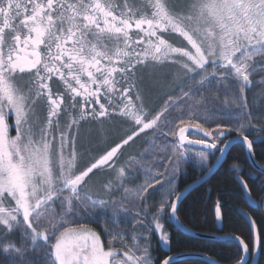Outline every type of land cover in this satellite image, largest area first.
Instances as JSON below:
<instances>
[{
    "label": "snow or ice",
    "instance_id": "1",
    "mask_svg": "<svg viewBox=\"0 0 264 264\" xmlns=\"http://www.w3.org/2000/svg\"><path fill=\"white\" fill-rule=\"evenodd\" d=\"M168 65L187 79L199 76L201 83L210 76L235 81L239 95L233 94L232 102L247 109L246 102L240 104L245 91L264 85V0H0V255L5 264H155L150 238L155 233L169 244L162 220L165 213L177 218L180 199L157 177L171 174L166 181L171 188L190 153L201 164L207 162L203 149L223 155L230 143L223 138L231 131L253 152L254 141L244 132L252 126L250 112L235 128L207 126L215 113L199 102L171 118L165 117L169 103L146 118L137 74ZM54 78L63 91L54 89ZM184 97L191 98L192 91ZM62 117L67 121L62 123ZM114 117L136 127L89 167L79 169L81 122L103 125ZM149 129L173 137L170 146L154 145L153 154L146 153L141 163L117 167L122 146ZM189 129L209 139L189 138ZM145 160L154 166L155 176L153 168L143 166ZM157 160L162 163L155 164ZM105 166L113 175L103 185L104 195L83 194L89 174ZM129 170L143 171L145 184L125 187ZM243 187L249 192L247 183ZM114 188L124 191L120 202L112 198ZM156 191L162 193L160 206L149 222L140 208L147 207ZM97 206H111L114 214L132 207L131 234L105 229V245L95 231H75L85 224L68 226L73 214ZM215 212L220 221L219 203ZM252 230L254 259L261 244L254 220ZM17 233L19 243L12 238ZM129 237L131 243L126 242ZM235 239L242 250L238 264H249V244ZM173 261L167 257L161 264Z\"/></svg>",
    "mask_w": 264,
    "mask_h": 264
},
{
    "label": "trees",
    "instance_id": "2",
    "mask_svg": "<svg viewBox=\"0 0 264 264\" xmlns=\"http://www.w3.org/2000/svg\"><path fill=\"white\" fill-rule=\"evenodd\" d=\"M145 73L146 72H144L143 75ZM169 73L164 75V80L153 76L151 81L155 78L159 79V82L162 81L159 86L156 87L155 84L152 86L150 83H146L144 86L143 82L147 81L145 80L146 75L144 78L142 77L139 79L141 91H143V103L146 107V118H153L157 113L161 112L165 108V105L169 102L172 104V107H170L168 112L165 113V117L168 118L179 115L181 109L187 111L188 105H195L199 102V104L206 107L209 112L215 113L214 116L209 118L207 126L215 129L217 124H228L235 128L239 123L240 118L242 116H246L250 112L252 126H246L244 132L248 134L249 139H254V137L259 136L258 142L253 145L252 153L254 160L264 168V128H262V126H264V103H261V107L257 110L251 106L247 109H242L239 104L232 102L233 94L239 95L233 81L219 82L218 77L213 78L210 76L208 80L201 83L199 76L195 79H187L180 74L171 77ZM225 83L228 84V87H225ZM189 90L192 91V97H184V93ZM201 93L202 98L199 95ZM243 103H245V101H240V104ZM120 120L121 119H111L109 120L110 122L112 121L111 123H103L108 130L102 131L104 133L107 132L106 135L104 134L102 137H116V143L113 145L123 140L119 132V128L123 125V121L121 122ZM162 122L164 121L162 120ZM131 132L132 131L130 129L125 136L130 135ZM149 134L152 138V135H157L156 133ZM237 135L236 131L227 133L228 138H232V136ZM102 137L97 136L94 144L96 145L101 143L103 139ZM145 138V135L139 136L138 138H136V136L134 137L131 144H135V151L133 155L128 154L129 156L139 158L140 153L145 148V146L142 145L143 139ZM222 146L223 143L218 144V147ZM125 149L126 147L123 148L121 155ZM210 153L212 154V157L209 160V168L218 157L219 151L212 150ZM185 166L186 167L184 168L183 173L179 176L175 185L176 194L190 186V184L199 180L201 175L205 172H200L196 166L191 163L186 164ZM240 181L243 182V184H248L249 196L255 202L253 207L249 205ZM157 198V195H151L148 197L146 202L149 204L148 211H146L147 217L151 218L159 208L160 205H157ZM263 200L264 175L259 174L252 169L250 163L248 162L245 148L240 144H236L229 150L228 155L223 162V166L218 169L209 180L191 191V193L184 198L178 208L176 216L177 220L190 232H195L201 235L205 234L213 237H241L249 244L248 262L250 263L252 259L251 245L253 231L249 222L245 218V215H248L249 218L255 221L256 229L261 237L258 264H264ZM217 203L220 204L222 213V219L220 221H217L216 219L215 210ZM79 213L81 215V221H79V223H83L92 231L99 233L104 243L109 240L105 229H107L108 232H130V226H124L121 229V227H118L115 223L114 218L107 217L108 214L105 212V214L95 213L93 217H91L90 214H87L84 210ZM165 216L166 217L163 219L164 230L170 234V242L167 245V248L165 249L161 244H159V241H157L154 234H152L149 241L151 256L155 261V264H161V262L167 257L179 256L183 254H198L204 257L206 256L219 264H238L242 252L238 244L234 241L226 240V242H219L207 239L202 240L194 237L192 238L183 232L181 233L174 229L173 224L168 218L169 213H166ZM120 221L125 222L126 220L124 221L123 219H120ZM69 222H71V217ZM12 238L16 240L17 243L20 242L19 233ZM0 264H5V258L2 255H0ZM173 264L207 263L194 258L184 259L183 261L174 262Z\"/></svg>",
    "mask_w": 264,
    "mask_h": 264
},
{
    "label": "rangeland",
    "instance_id": "3",
    "mask_svg": "<svg viewBox=\"0 0 264 264\" xmlns=\"http://www.w3.org/2000/svg\"><path fill=\"white\" fill-rule=\"evenodd\" d=\"M178 2L183 4L185 2V0H170V3H172V4H176ZM144 70H147V71H144ZM144 70L137 74V77L139 79H141L142 77L144 78V76L146 75L145 80H147V81L143 82L144 86L146 83L147 84L150 83V85L152 84V86H154V84H155V87L159 86V84L162 81L159 82V79H156V78H161L164 80V75L169 73V72H170L169 75L171 77H174L175 75L178 74L176 67L173 65L158 67L155 69L150 66L148 68H145ZM144 72H146V73L143 75ZM209 72H211V68H209ZM153 76H155L156 78L153 81H151L153 79ZM254 79L259 80L260 77L256 76V77H254ZM233 82H234V86H235L236 82L235 81H233ZM236 88H237L236 90L239 94V89H238V87H236ZM142 94H143V91H142ZM242 100L245 101L249 106H251L252 108L257 110L259 107H261L260 106L261 103H264V85L256 84L255 86L247 89L245 91V93L243 94L241 101ZM169 103H167V104H169ZM177 108H179V107H177ZM144 111L146 112L145 106H144ZM120 119H121L120 120L121 122L123 121V125L120 126L119 132L122 136V139H125L127 137V136H125V134L128 131H130V129L132 131V129L134 127H136V125H134L130 121H127V120L125 121L124 118H120ZM66 121H67V118L63 119L62 123L66 122ZM121 122H119V123H121ZM84 127L85 128L82 131H80V127H79L78 138H77V150L79 153L78 168L81 170L89 167L91 163H93L96 159H98L100 156H102L107 151H109L112 148V146L114 147L115 145L121 143V142H119V143L113 145L114 143H116L115 142L116 137H113V136L112 137H106V136L102 137V135H104V134L106 135V133H107V132L104 133L102 131L103 130L107 131L108 129L106 128V126L101 125L96 121H93L89 124H86V125H84ZM174 130H176V129H174ZM149 133H152V134L156 133L157 135L154 136L151 134L153 136V138H152V137H150ZM12 135H15V133L13 134V132H12ZM142 135L146 136V138L143 139V142H142V145L145 146V148H144V150H142V152L140 151L141 153L139 155V158L131 157L128 155V154L133 155L134 151H135L134 149L136 147L135 144H131V142L133 141V140H131L127 145H123L122 148L120 149V151L118 152L117 157L115 158L117 167H120V166L126 167L130 163L131 164H139V163H141L142 158L145 156L146 153L149 155V157L153 154L150 150L153 149L154 145L158 146L161 144H169V146H170L171 142L174 139L171 136H167V137L164 136L161 131L160 132L159 131H153L152 129H149V130H146L145 132L139 133V135H137L136 138H138L139 136H142ZM97 136L102 137L103 139H102L101 143L95 145L94 142H96ZM193 137L203 138L206 141L209 139L208 137H201V136L198 137L195 135H189V138H193ZM258 137H254V139H259ZM254 139H251V140L254 141ZM125 147H126V149L124 150L123 154L121 155V152L123 151V148H125ZM193 149H196V148H193ZM206 153H207V162L205 164H201L197 160V158L195 156V152L190 153V161L186 164H190V163L193 164L194 166H196V168L200 172L208 170V168H209L208 164H209L210 158L212 157V154L210 152H206ZM160 163H162V161H160V160L155 161V164H160ZM186 164L181 165L179 174L175 176L174 181H173V185L171 188H169L167 183H166V181L168 179H172L171 174H169L168 176H164V177H157V178H160L163 181H165V190L166 191H174L175 192V185L177 183V180L179 179V176L183 173V170L186 167L185 166ZM143 166L145 168H149V167L153 168L151 175H153V176L156 175V171H155L154 166L152 164H150L147 160L143 161ZM129 171H130V175L125 180V187H127L129 189H133V188H136V187H139V186H142L145 184V173L143 171H140V172H137L134 170H129ZM160 171L163 172L164 169L161 168ZM112 175H113V173L107 168V166L95 169L93 171V173H90L89 177L86 178L87 183L83 187L82 193L86 194V195H91L93 197L97 196V194L104 195L103 185L109 180V178ZM156 187L159 188L160 185H157ZM123 195H124L123 189H119V190H117L115 188L113 189L112 198L115 201L120 202ZM154 195L158 196L157 205H160V198H161L162 193L160 191H156L152 196H154ZM105 198H107V196H105ZM129 199L131 200L133 198L130 197ZM135 203L139 204L140 202L137 200V201H135ZM152 205H154V204H152ZM58 207H59V205H57V209H58ZM148 207H149V204L147 203V207L146 208H144V207L140 208V211L141 212L148 211ZM82 210L83 209H81V211ZM104 212L108 214V215L106 214L107 217L114 218L115 223L118 225V227H121V229L124 226H130V232L129 233L131 234V232H132V217L135 215V210L132 207H129L128 211H126V212L121 211L119 213L114 214L111 206H109L107 209H101L99 206H97L96 209H94L91 212H87V214H90V216L93 217L95 213L105 214ZM165 215H166V213L164 214L163 219L166 217ZM80 217H81L80 213L73 214L71 216V222H68V226L74 227L75 223L77 221L78 222L81 221ZM147 218H148L149 222H151V218L150 217H147ZM120 219H123L124 221L125 220L126 221L123 222V221H120ZM162 223H163V220H162ZM89 229L90 228L87 226L84 229H80L78 227H75V231H77V232L87 231ZM153 234L156 236L157 241H159V244H161L166 249L168 244L164 245L159 240L158 236L155 233H153ZM54 242H55V240L53 239L52 243H54ZM126 242L131 243V240L129 239ZM69 243H72L71 237H69ZM107 243H108V241L105 242V245H107Z\"/></svg>",
    "mask_w": 264,
    "mask_h": 264
},
{
    "label": "water",
    "instance_id": "4",
    "mask_svg": "<svg viewBox=\"0 0 264 264\" xmlns=\"http://www.w3.org/2000/svg\"><path fill=\"white\" fill-rule=\"evenodd\" d=\"M186 135H200L201 137H203V134L202 133H199L197 132L195 129H189L188 132L186 133ZM224 139V142H230L229 145H228V148L226 149V151L224 152L223 155H221V153L219 152V155L218 157L214 160V162L212 163V166L209 168L211 169V171L206 170L202 175H201V178L197 181H195L194 183L190 184V186L186 187L185 189H183L182 191H180V193H178V195L180 196V199H179V202H178V208L181 204V202L184 200V198L189 195L191 193V191H193L194 189H196L197 187L201 186V184H203L204 182H206L207 180H209L212 175L218 170L220 169L222 166H223V162L225 161V158L226 156L228 155V152L229 150L233 147V145H236V144H240L242 145L244 148H245V153H247V158H248V162L250 163L252 169L255 171V172H258L259 174H263L264 175V168L261 167L255 160H254V157H253V153H249L248 150H247V146L243 144V141H242V138L240 136H232V138H228L227 137V134L226 136L223 138ZM258 142V139H254V144ZM193 148H196V149H202V146L201 145H193L191 146ZM205 150L206 152H211L212 150L211 149H203ZM240 184L241 186L243 187V182L240 181ZM243 190H244V194H245V197H247V201L249 203L250 206H254L255 205V202L251 199V197L249 196V193L245 191L244 187H243ZM176 197L174 196L173 199H175ZM250 201L252 203H250ZM262 207L264 209V200L262 202ZM170 215V213H169ZM169 218V216H168ZM245 218L247 219V221L249 222V225L252 229V219H249V216L248 215H245ZM169 221L173 224V227L176 231L178 232H183L184 234L190 236V237H194V238H197V239H207V240H210V241H219V242H226V240L228 241H234L236 244H238V246L240 247L239 245V242L235 239V237H232V236H226V237H213V236H208V235H201V234H197L195 232H190L182 223H180L177 218L176 219H169ZM257 230V229H256ZM253 231V230H252ZM258 233V231H257ZM241 250V248H240ZM242 252V250H241ZM259 254H260V251H259V248L257 249V252H256V255H255V258L251 259L250 263L249 264H258V259H259ZM174 258V262H178V261H183L184 259H198L200 261H203V262H206L207 264H219L217 262H215L214 260L208 258V257H204V256H201V255H198V254H194V255H190V254H183V255H179V256H172ZM248 260H249V253H248Z\"/></svg>",
    "mask_w": 264,
    "mask_h": 264
},
{
    "label": "flooded vegetation",
    "instance_id": "5",
    "mask_svg": "<svg viewBox=\"0 0 264 264\" xmlns=\"http://www.w3.org/2000/svg\"><path fill=\"white\" fill-rule=\"evenodd\" d=\"M138 78V77H137ZM138 81H139V78H138ZM53 87H54V89H57V90H59V91H63L64 90V86H63V84L59 81V80H55V78H54V84H53ZM67 117H62V120L63 119H66ZM121 117H114L113 119H120ZM126 121V120H125ZM91 122H93V121H91V120H89V121H84V122H81V125L79 126L80 127V131H82L85 127H84V125H86V124H89V123H91ZM108 122H110L109 120H105L104 121V123H108ZM112 122V121H111ZM110 122V123H111ZM15 132H13V134H14Z\"/></svg>",
    "mask_w": 264,
    "mask_h": 264
}]
</instances>
